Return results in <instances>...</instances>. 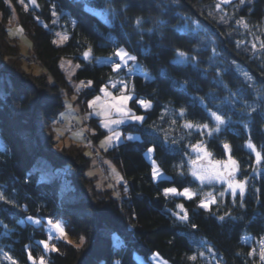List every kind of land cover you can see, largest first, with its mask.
Here are the masks:
<instances>
[{
	"label": "trees",
	"instance_id": "16d2710c",
	"mask_svg": "<svg viewBox=\"0 0 264 264\" xmlns=\"http://www.w3.org/2000/svg\"><path fill=\"white\" fill-rule=\"evenodd\" d=\"M37 2L39 7L29 4L28 11H24L18 0H11V7L0 0V192L16 204L13 207L0 201V264H10L3 259V252L19 264H31L28 251L37 259L45 255L48 264H138L135 253L145 259L158 253L171 264H259V240L264 237V159L257 164L255 153L246 143L251 139L264 157V98L255 91L264 90V53L254 52L251 47L256 43L259 49L256 36L264 40V0H245L243 5L233 0L222 5V13L215 9L216 0ZM88 7L98 11L92 12ZM53 11L57 16L52 15ZM223 14L227 23L219 22ZM13 16L29 41L28 53L39 64V74L23 67L18 40L8 34ZM137 18H141L140 26L136 25ZM241 18L248 23L250 32L236 25ZM53 20L58 22L53 24ZM193 21L199 23V28ZM57 32L67 34L68 40L54 44V40H59ZM237 40L242 41L239 48ZM89 47L91 58L84 60L83 52ZM214 47L219 55L213 54ZM119 48L137 55L141 69L131 66L134 71L130 76L127 68L112 72L108 60H116L114 53ZM179 52L188 57L183 63L174 62ZM63 59L80 65L70 79L60 67ZM244 72L252 81L245 80ZM142 73L151 79H145ZM110 77L127 78L129 91L133 92L129 107L146 116L143 125L128 123L122 127L125 133L138 134V140H124L116 149L100 154L123 177L116 188L121 192L120 199L107 187L112 183L110 178L98 188L96 177L86 175L91 160L84 155L87 148L71 140L66 144L63 137L61 143L65 147L60 151L51 132L66 97L75 95L74 102L86 109V102L110 83ZM81 81L93 83L76 93L73 84L80 85ZM137 98L150 99L152 109L145 112L135 103ZM247 105L257 110L247 107L240 111ZM181 108L194 122L210 124L214 121L207 109L219 108L218 114H226L222 132L214 134L219 139L201 137L196 132L187 136V130L179 126L170 129L171 118L184 123L179 118ZM228 117L231 123L227 122ZM153 122L156 131L149 127ZM84 127L95 130L96 135L85 132L94 145L105 135L94 118L85 121ZM163 129H168L169 135L166 151L160 147ZM173 138L179 143L171 144ZM197 140L206 142L215 159L225 160L227 154L221 140H226L240 165L237 179L248 180L243 207L239 206V199L233 203L227 193L218 200L216 215L229 211L235 219L222 222L198 208L199 195L192 200L163 195L167 187L178 191L200 187L190 175L189 156L184 155L188 152L195 158L196 153L187 145ZM149 147L155 149L153 157L163 180L152 179V165L144 156ZM181 164L183 168L178 167ZM181 171L186 175L180 176ZM124 183L128 186L127 195L123 194ZM213 188L223 190L222 186L206 185L204 191ZM179 203L196 228L172 215L179 212ZM210 207L216 212L217 205ZM28 216L40 219L43 227L29 222ZM49 218L60 219L73 241L53 240L59 248L54 253H44L39 243L47 239L44 225ZM81 236L85 245L78 250L74 245ZM254 248L257 255L248 256ZM198 252L204 256H198L195 262L188 259Z\"/></svg>",
	"mask_w": 264,
	"mask_h": 264
},
{
	"label": "snow or ice",
	"instance_id": "6c2138e0",
	"mask_svg": "<svg viewBox=\"0 0 264 264\" xmlns=\"http://www.w3.org/2000/svg\"><path fill=\"white\" fill-rule=\"evenodd\" d=\"M6 4L11 7V0H4ZM18 3L23 7L24 11H28L29 4L33 8L39 7V4L37 0H18ZM232 0H216L215 3V9L218 12H223L222 5L223 4H231ZM245 3V0H239V4L243 5ZM15 9L13 8V12ZM52 15L55 17L57 16V13L53 11ZM208 15L215 20L216 16L213 14L212 11H209ZM58 21L53 20V24H56ZM219 22L227 23L226 20V14L220 15ZM11 23V21H10ZM142 23L141 18L136 19V25L140 26ZM193 24L196 25V28H199V23L197 21H193ZM236 25L242 26L245 30L249 29V25L247 22L243 20V18L236 20ZM47 27V25H45ZM195 30V29H194ZM17 33H22L23 29L18 28ZM9 36H12L14 33L9 30L8 32ZM228 36H231V32L226 33ZM254 35V34H253ZM56 36L59 38V41L54 40L53 43H62L68 40L67 34H62L61 32H57ZM256 39L259 41V49H257V44L253 43L251 45L252 50L255 52L257 50L264 53V40H261L259 36H256ZM242 41L237 40L236 41V47L239 48ZM92 49L89 47L86 51L83 52V58L84 60H89L91 58ZM213 54L219 55L215 47L213 48ZM115 57L118 58V61L116 60H109L112 72L119 73L122 67L127 68V73L130 76L134 69L132 67H128L129 62H132L133 65H135V69L139 70L141 69V65L138 63V57L137 55L131 54L129 51H126L123 48H119L114 53ZM179 59L175 60L176 63H183L185 62L188 57H186V54L184 52L178 53ZM191 59H195V57H192ZM76 68H79L80 65L77 64L75 66ZM264 71V69H262ZM245 80L252 81V77L247 73H242ZM217 76H219V73H217ZM145 79H151L150 76H148L145 73ZM110 83L105 84L104 86L99 88V92L103 94L96 95L92 100L87 101V107L89 109H92V112L86 113L83 119H78L76 117H70V113L75 112V109L72 107L71 104L65 103V108L68 110L66 113H61L59 118L56 119L53 122L51 132L54 133L55 141H56V147L60 150H64V145L61 143L62 138L64 137L66 132H72V136L70 137L72 140H83L84 144L83 147L90 149V151H87L84 153L85 156H93L99 155L100 151L108 152L109 149H116L123 139L126 140H135L137 137L133 135H127L123 136L122 132L119 130L120 125H123L127 122L131 123H139L143 125L146 121L145 115H138L136 112H134L131 108L128 107V102L132 100L133 92L129 91V83L127 82L126 77H119V78H109ZM92 81H88L87 84H85L83 81H81L80 85L76 86L75 91L76 93H79L81 88L84 87H90L92 85ZM218 83H223L222 80H219ZM225 88H227V84L223 85ZM110 89H115V93L111 91ZM257 96L264 98V90L262 89H255ZM66 96L67 94L64 93ZM73 100L76 99V96L74 95L72 97ZM225 100L228 103H231V100L226 97ZM135 103L138 104L141 108L147 112L149 109H152V101L150 99H140L137 98L135 100ZM203 103V101H201ZM247 107H251V110L254 112L256 111V107L252 105H247L245 109H241L240 111H246ZM211 118V121H214V124H210L209 122H194L191 120L188 115L186 114V110L184 108L179 109V118L183 119L184 123L179 124L178 119L171 118L168 120L169 128L174 130L173 126H179L181 129L187 130L186 135L191 136L193 132L198 133L201 137L207 135L210 138L219 139V137H214L215 133H221L222 127L225 125V115L226 114H218L221 113V110L218 108L217 110L213 111L210 108L207 109ZM167 114H162L161 119L163 120ZM92 116L100 117L99 127L106 130L107 134L104 136L103 139H100L98 147H94L92 142L90 140H87L85 136V132H90L91 135H96V132L94 129H89L87 127H81L80 130L73 132L72 131V120H76L77 125H83L84 121L90 119ZM231 123V117H228V121ZM60 123H66L65 128L60 129L56 127L57 124ZM150 128L153 129V131H156L155 122H153V125H149ZM247 127V125H245ZM164 133V141L160 145L162 151H166L167 149L164 147L165 144L169 141V135H168V129L162 130ZM179 141L175 138L171 139V144H178ZM221 143L223 145L224 152L227 154V159H215L213 156V153L208 150V147L206 145V142L204 140H197L196 143H191L187 145L191 149V152L196 153L195 158H191L190 153L186 152L184 155L189 156L188 164L191 165V168L189 169L190 175L194 178V180H197L200 182V187L196 190H193L190 186L184 187L183 191H178L176 187H167L163 189V195L165 198H168L169 196L172 197H184L187 200H192L194 197L199 195L201 198L199 199L198 208L204 209L205 211H208L211 215L216 216V218L220 221H225L226 218L228 219H235V217L232 216L231 212L225 211L223 215H216V213L219 212V205L218 200H222L225 196V192H229L233 203H236L237 199L240 201V207L244 206V197L245 193L248 190V180L247 178L237 179V173L240 171V165L237 162L236 159L233 158L231 154V146L226 140H221ZM246 147L250 149L252 152L255 153L256 157V163L259 164L264 157H262L261 151H258L256 146L252 143L251 139H249L246 143ZM153 147L148 148V154L149 156L154 152ZM103 164L108 166L109 169V175L110 177L115 181V184L109 183L107 185L108 189L112 190V194L117 198H121V192L117 191V186L121 185L123 182V177L121 174L117 171V168L115 165L112 164L109 160H103ZM93 166L95 167V161L93 162ZM178 167L183 168L184 164L179 165ZM255 171V169H253ZM95 172L90 170L86 175L89 178H92L95 176ZM180 176H185L186 173L181 171L178 173ZM107 177H105L106 179ZM152 179L155 181L157 179L163 180L164 176L160 171L159 166L157 165L156 161H152ZM215 183L220 184H226L227 188L224 190L217 191L215 188H213L212 191H204V188L206 185H214ZM97 187H102V183H98ZM214 191H216V194L214 195ZM258 191V190H257ZM123 194H128V186L126 183L123 184ZM0 201H3L5 204H12L13 207L16 206L15 201L10 198L6 197V195L3 192H0ZM210 205H217L216 212H213ZM176 208L179 209V212H172V215L175 216L181 223H187L191 228H196L197 226L190 222V217L185 209L184 205L182 203H179L176 205ZM180 213H183L182 215ZM27 220L33 224H35L38 227H43L42 221L40 219H33V217L28 216ZM47 239L41 240L39 243L43 246L44 253H54L59 251V248L56 243H53V240H65L68 243H72V241L68 240V234L65 231L66 225L60 220L56 219L55 221L52 219L47 220ZM6 231H9L7 227L5 226ZM201 244H206L205 241H200ZM85 245V238L81 236L79 238V243L75 244L74 246L79 250ZM27 248V246H26ZM208 251L211 252L212 249L208 248ZM3 259L10 262V264H19V261H17L13 256L9 255L8 252H3ZM157 256L159 254H156ZM239 255V253L237 254ZM248 256H256L257 250L254 248L251 252L247 254ZM198 256H204L203 252H198L196 255H191L188 257L190 261L195 262L198 258ZM259 264H264V237H262L259 240ZM27 260L31 262V264H48L45 255H40L37 258H34L31 251H28L27 253ZM116 264H119L117 261ZM159 264H168L166 260H160Z\"/></svg>",
	"mask_w": 264,
	"mask_h": 264
},
{
	"label": "rangeland",
	"instance_id": "374dc122",
	"mask_svg": "<svg viewBox=\"0 0 264 264\" xmlns=\"http://www.w3.org/2000/svg\"><path fill=\"white\" fill-rule=\"evenodd\" d=\"M233 1V0H232ZM88 9L90 10V11H92V12H97L98 10H94V9H92V8H90V7H88ZM16 19H15V16H13L12 17V19H11V23H9V26H8V28H7V31L9 32V30H11L14 34L12 35V36H10V37H13V38H16L17 40H18V43H19V46H20V52H21V54H22V64H23V67L27 70V71H30V72H32V73H34V74H39L40 72H41V68H40V66H39V64L32 58V56H31V54H29L28 53V49H29V41H28V39H27V37L26 36H24V34L23 33H17V29L18 28H20L18 25H17V23H16V21H15ZM57 41H59V40H57ZM63 43V42H62ZM56 44H61V43H56ZM124 49V48H123ZM178 59H179V57H178ZM116 61H118V58L116 57ZM108 63H109V60H108ZM110 64V63H109ZM77 64L76 63H74V62H72V61H69V60H62L61 62H60V67H61V69L63 70V72H65V76L67 77V79H70V77L72 76V74L75 72V70L77 69L75 66H76ZM131 66H134L133 64H132V62H129V65H128V67H131ZM123 68H125V67H122L121 69H123ZM142 75H144L145 76V73H142ZM109 84V83H108ZM73 85H75V87L76 86H78L79 84H73ZM111 91H114V89H110ZM96 95H101V96H103V94L102 93H98V94H96ZM95 95V96H96ZM94 96V97H95ZM73 97V96H72ZM72 97L71 98H65L64 99V103H68V104H71L72 105V107L75 109V112H72V113H70L69 115L70 116H75L76 114H78V116H76V118H78V119H83V117L85 116V114L86 113H90V112H92V109H89L88 107H87V102H86V109H82V105H80L79 103H77V102H74L75 100H73L72 99ZM94 97H92L91 99H89V100H92ZM132 98H133V96H132ZM88 100V101H89ZM129 103H130V101L128 102V107H129ZM130 108V107H129ZM68 110L65 108V106H64V108L60 111V113L57 115V117H56V119H58L59 118V116H60V114L61 113H66ZM139 115V114H138ZM91 118H94V119H96L97 120V123H98V125H99V122H100V117H97V116H92ZM90 118V119H91ZM74 121L76 122V120L74 119ZM86 121H89V119L88 120H86ZM85 122V121H84ZM128 123H131V122H127V123H125V124H123V125H120V128H119V130L122 132V134H123V136H127V135H133V136H135V137H137V139H135V140H138L139 139V135L138 134H136V133H125L123 130H122V127L124 126V125H127ZM66 126V125H65ZM65 126L64 127H60V126H58V128H60V129H63V128H65ZM86 126V125H85ZM104 132H105V135L107 134V132H106V130L105 129H103V128H101ZM67 133V132H66ZM104 135V136H105ZM72 136V132H69L68 134H67V136H64V139H63V142L64 143H66V144H68L69 143V141L71 140L72 142H74V143H79V144H81V145H83V143H82V140H72L70 137ZM104 136H102L101 138H99L97 141H96V143H95V146L96 147H98V145H99V141H100V139H103L104 138ZM124 140H126V139H123V137H122V141L121 142H123ZM87 151H90V149H85L84 150V153L85 152H87ZM101 153H103V151H100V154ZM144 156H145V158L151 163V165H152V161L154 160V157H153V153L149 156V154H148V151L146 150V152L144 153ZM91 160H90V167L88 168V170H87V172L86 173H88L90 170H92V171H94L96 174H95V177H96V184H98V183H102V186H104V183H106L105 181L108 179V178H110L111 179V181H112V183H114L115 184V181L110 177V175H109V169H108V166L107 165H105L104 164V166L106 167H104V168H101L100 166H99V164H103V160H107V159H105V158H103V160H99V159H96L95 157H94V154H93V156H88ZM227 159V158H226ZM95 161V167L93 166V162ZM103 166V165H102ZM100 168V169H99ZM107 169V170H106ZM118 171V170H117ZM105 177H107L106 179H105ZM197 181V180H196ZM199 182V181H198ZM200 183V182H199ZM214 185H216V186H222L223 188V190L224 189H226L227 188V185L226 184H220V183H215ZM230 194L229 192H225V194ZM47 228H48V225H47V223L44 225V231H45V233L47 234V236H48V233H47ZM68 240H70V241H72L69 237H68ZM65 241V240H64ZM67 242V241H66ZM73 242V241H72ZM156 254H158V253H153V254H151L147 259H145V258H143L141 255H139L138 253H135L134 254V257H135V260L137 261V263L138 264H159V262H160V260H165L164 258H162L160 255H156ZM167 261V260H166ZM168 262V264H171L169 261H167Z\"/></svg>",
	"mask_w": 264,
	"mask_h": 264
},
{
	"label": "built area",
	"instance_id": "2783aa9c",
	"mask_svg": "<svg viewBox=\"0 0 264 264\" xmlns=\"http://www.w3.org/2000/svg\"><path fill=\"white\" fill-rule=\"evenodd\" d=\"M60 125H63V123H60ZM81 127H82V126H78V125L74 122V120H72V131L80 130ZM85 136H86L87 140H90V141L92 142V140H91V138L89 137L88 134L85 133ZM92 144H93V142H92ZM94 156L96 157V159L101 160V159L99 158V155L97 156V155H95V153H94ZM102 165H103V164H99V166H100L101 168H104V165H103V166H102ZM99 169H100V168H99ZM49 219H52V218H49ZM52 220H53V219H52Z\"/></svg>",
	"mask_w": 264,
	"mask_h": 264
}]
</instances>
